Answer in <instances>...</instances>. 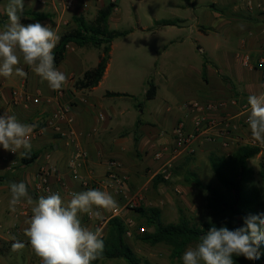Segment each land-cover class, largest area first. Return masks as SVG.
I'll list each match as a JSON object with an SVG mask.
<instances>
[{
	"label": "rangeland",
	"instance_id": "obj_1",
	"mask_svg": "<svg viewBox=\"0 0 264 264\" xmlns=\"http://www.w3.org/2000/svg\"><path fill=\"white\" fill-rule=\"evenodd\" d=\"M52 1L54 3V0ZM208 1L211 0H77V6L83 7L85 3V10H67L60 13L62 16L59 14V19L54 17L39 22L51 24L60 36L75 27L72 22L73 16H83L87 22H91L101 8V3L116 4V9L109 17L108 27L111 31L128 33L113 40L106 76L90 96L103 98V103L107 104L110 99L105 98L106 92L126 94L121 96L123 97L121 102L131 106L134 117H138L142 122L154 124L162 134H170L172 122L182 117L184 111L188 112V109L184 108L185 103L194 102L191 98L197 93L196 82L198 85L203 83L202 81L207 78L205 73H210L212 84L229 81L234 85L240 81H250L258 86L256 82L258 83L259 72L256 69L248 70L244 61L242 64L240 58L243 59L242 56L246 55L244 53L247 50L244 49V53L238 50L241 38L236 36L235 31H231L227 25H220L216 29L217 32L209 29L207 21L210 19L211 22L214 12L217 13L221 9L220 5L215 9L209 8ZM28 7L30 11L23 12L24 18L21 21L25 25L36 22L29 14L35 12L34 6ZM168 22L174 25H164ZM196 24H200L198 25L200 27L204 24L202 27L207 28L210 34L198 33L199 27ZM226 30H228L227 34ZM100 54V49L90 46L68 47L67 58L59 67L60 71L65 70L67 77L62 86L63 97L60 105L70 106L71 117H74V106L82 103L78 95L88 92V90L76 89L74 84L82 78L84 71L96 66ZM255 55L256 52L249 56L251 66ZM212 62L217 64L214 65ZM13 75L15 86L19 88L21 83L26 86V78L21 80V77L15 73ZM150 84L156 87V95L154 99L147 100L145 94ZM193 84L195 88L192 87ZM40 85L44 93L49 90L47 81L42 80ZM259 88L260 93H263L261 86ZM247 116L248 114L241 116L240 129L251 133L248 124L244 122V117ZM196 142L195 151L191 155H176L172 151L173 136L171 142L165 146L153 145L151 157L153 156L156 164L152 167L142 165L141 155L134 146L129 154V160H132L128 165L129 175L119 170L120 175L125 178L124 194L127 195V199H122L119 195L103 188L100 189L112 194L118 202L119 215L113 217L123 221L126 227L125 239L141 260L140 264L180 263L177 259H171L170 249L166 245H152L141 241L142 233H151L153 229L146 227L145 219L136 209H158L164 225L176 224L181 219L195 224L209 220L208 191L198 186L194 180L198 179L204 186L220 189L221 184L211 169L210 156L212 153L228 155L235 149H223V142L221 146L215 139L208 140L209 145L205 146L203 152H199ZM243 145L247 144L243 143ZM158 152L162 153L160 158L155 156ZM260 164H264L262 152L249 161L257 181ZM28 193L31 195V190H28ZM34 193L36 194L35 191ZM108 212L113 215L112 210ZM108 212L106 211V214ZM142 227H145L144 232ZM6 229L7 224L0 213V236ZM92 231H98L103 237L106 225L102 229L100 225L94 226ZM11 246L12 242L10 246L7 242L0 245V264H25L23 260H28V256H31V264H40L35 253L30 255L24 248L14 252ZM189 246L195 247L196 244ZM99 264L126 263L122 259H110L103 260Z\"/></svg>",
	"mask_w": 264,
	"mask_h": 264
},
{
	"label": "crops",
	"instance_id": "obj_2",
	"mask_svg": "<svg viewBox=\"0 0 264 264\" xmlns=\"http://www.w3.org/2000/svg\"><path fill=\"white\" fill-rule=\"evenodd\" d=\"M44 1L46 2L41 3L36 0H24V12L27 13V11H30L28 6L33 5V11L40 13L48 12L52 15V18L56 17V19H59L62 14L54 6L53 1ZM211 1H208L209 4H207L209 8L213 7L215 9V7L220 5L221 10H218L217 13L214 12L211 22L210 19L207 21L209 29L217 32L216 29L220 25H227L231 31H235L236 36L241 38L238 50H241L243 53L244 49L247 50L244 53L246 55L242 56L243 59L240 58L242 64L244 59L247 58L246 67L250 71H255L254 65L258 56L259 44L264 41V0ZM7 3L8 0H0V29L7 23L8 17H6L5 10ZM103 6L105 5L101 3L100 7ZM164 25L173 26L174 24L168 22L164 23ZM198 25L200 24H196V26ZM202 25L204 24H201V27L198 26L197 32L201 35L210 34L209 30L203 28ZM225 32L227 34L228 30ZM71 45L73 44L69 46ZM254 52H256V55L254 63L251 66L249 65V56L254 54ZM66 58L67 56H65L64 61ZM212 64L215 65L217 63L212 62ZM17 67L22 68L27 73V76L24 77V79L26 78L27 84L25 86L21 83V86L18 88L15 86L13 80L14 75L8 78L0 76V115L7 112L9 115L16 116L21 123L36 125L37 128L45 129L46 131L41 132L42 134L39 137L30 139L32 149L26 154L37 153L38 156L29 165L22 164V156L19 153L5 151L2 145H0V178L2 183L0 185V213L7 224V229L0 236V245L7 242L10 246L11 242L12 244L14 242L12 237H16L17 240L25 244L24 250L31 255L35 252L32 250L29 238L25 235L24 230L28 227L27 220L31 216V208L34 204H28L25 198L13 211L9 206V200L11 198L10 182L26 183L28 190L32 192L29 195L35 201L40 196H43L34 193V186L37 182L36 175L40 169H47L50 172L48 181L50 182L53 193H59L62 200L67 203L70 200L67 195L68 191H82L79 182L72 178L67 168V163L77 148L81 147L88 155L87 162L79 169L80 175L85 179L97 180L103 178L109 168L108 164L111 160L117 161L120 165L119 170L129 175L128 165L132 161L129 160V154L134 146H136L137 152L141 155L143 164H140L148 167L154 166L156 162L153 160V156L151 157V147L153 145L165 146L170 143L173 128L176 123L182 119L190 126L193 115L190 111L187 110L188 112H186L183 110L184 115L182 114V117L176 118L172 122L170 134H162L154 124L142 122L138 117H134L131 112V106L121 102L123 97L106 96L105 98L110 99V101H107V104L103 103V98L91 97L90 93L95 87L86 94L78 95L81 97L82 103H77L73 109L74 135L66 134L62 136L56 134L54 126L50 124V122L52 124L55 123L51 116L58 104L62 103V99L58 102L54 100L52 98L53 90L50 87L46 93L42 91L40 85L42 78L33 71L32 66L26 65L23 62L22 57ZM59 67L57 68L58 70H60ZM107 71L108 65L103 78L106 76ZM61 72L64 73L65 70ZM205 75H207V78L202 81V85H198L196 82L195 88L193 84L192 87L195 88L197 93H194L191 100L198 101L199 103H206L207 101L220 103L221 107L219 112L228 118L230 127L228 133L223 132L224 129L221 127L217 128L214 131L217 136L216 141L221 146L223 144L225 148H222L227 150L236 149L241 144L243 145V143L249 144L253 138L250 132L246 130L245 132L240 129L242 126L240 124L242 121L240 112L244 106H248L247 98L249 95L260 94V73L258 74V83L256 82L258 86H255L250 81H240L234 85L230 84L229 81L223 82V84H212L210 73L207 72ZM14 90L19 93L24 91L29 93V95L38 94L43 101L46 99L49 102H42L36 106L31 103L24 104L22 99H18L17 103H15L12 99V91ZM249 111L246 115L249 114ZM99 115L103 116L102 120L99 118ZM59 126L62 131L67 132L68 128L65 124L60 123ZM220 136H223V139ZM205 139V137H200L196 142V148L199 152H203V149L206 148L205 146L209 145L207 143L208 139ZM221 142L223 143L221 144ZM261 147L263 149L261 152L264 153V146L261 145ZM19 151L23 152L24 150L21 149ZM100 211L102 213V219L96 217L90 219L86 216V213H80L79 216L82 226L87 227L90 231H92L94 226L96 227L98 225H100V229L104 228L113 215H110L108 210L100 209ZM106 211L108 212L107 214ZM30 257L28 256V260H23V262L25 264H31ZM36 257L38 262L42 264L40 257L37 255Z\"/></svg>",
	"mask_w": 264,
	"mask_h": 264
},
{
	"label": "clouds",
	"instance_id": "obj_3",
	"mask_svg": "<svg viewBox=\"0 0 264 264\" xmlns=\"http://www.w3.org/2000/svg\"><path fill=\"white\" fill-rule=\"evenodd\" d=\"M24 0H8V22L0 29V76L26 77L27 73L17 65L21 57L26 65L53 90L62 88L67 80L65 73L55 67L53 50L60 37L51 24L39 21L23 24ZM242 27V26H241ZM250 107L247 124L253 140L264 146V93L247 98ZM35 125L18 121L16 116L5 112L0 115V145L5 151L24 156L32 149L30 137ZM41 129V132H45ZM23 149V152L19 150ZM9 206L14 211L26 198L31 208L24 233L42 264H92L104 248L98 231L82 226L79 214L102 219L99 209L114 210L118 202L112 194L100 189H88L71 193L65 203L59 193L40 196L33 201L24 182H10ZM12 251L25 247L12 237ZM264 244V213L248 215L244 226L230 230L226 226H212L199 237L195 247L189 246L181 259L183 264H234L233 256L246 260L260 259V246Z\"/></svg>",
	"mask_w": 264,
	"mask_h": 264
},
{
	"label": "trees",
	"instance_id": "obj_4",
	"mask_svg": "<svg viewBox=\"0 0 264 264\" xmlns=\"http://www.w3.org/2000/svg\"><path fill=\"white\" fill-rule=\"evenodd\" d=\"M116 8V4L108 3L98 9L93 21L87 22L83 16H73L75 27L60 34V39L53 50L55 67L58 68L65 59L70 44L77 47H94L101 50L98 62L92 69L84 71L82 78L74 84L78 90H92L97 87L106 71L111 44L114 39L125 36L128 32L111 31L108 27L109 17ZM35 21L52 18L49 13L31 12ZM156 87L150 84L146 91V99L155 98ZM126 94L119 92H106L107 97H121ZM261 149L252 145L238 146L228 155L210 156L211 169L221 184L220 189L204 186L198 179L194 181L198 186L208 191L207 209L209 220L200 224L191 223L181 219L176 224L164 225L160 219L158 209H136L145 219V225L152 228L151 233H142L141 241L152 245L164 244L170 249L171 259H177L183 264L181 256L190 244H197L199 237L205 234L212 226L217 228L226 226L230 230L244 226V218L248 215L264 213V164H260L259 180L249 161L257 156ZM38 154H25L22 156L23 165L33 163ZM1 179V178H0ZM143 232L145 227H142ZM126 227L118 217H112L106 224L103 237L104 248L92 264H99L103 260L122 259L126 264H140L141 260L125 239ZM259 260L250 261L244 257L233 256L234 264H264V244L260 246Z\"/></svg>",
	"mask_w": 264,
	"mask_h": 264
},
{
	"label": "built area",
	"instance_id": "obj_5",
	"mask_svg": "<svg viewBox=\"0 0 264 264\" xmlns=\"http://www.w3.org/2000/svg\"><path fill=\"white\" fill-rule=\"evenodd\" d=\"M37 2L44 3V0H36ZM56 2V3H55ZM77 0H54V6H56L60 12L64 13L67 10L71 11H82L85 10L86 5L83 4V7L77 6ZM247 64V58L244 59V65ZM255 69L260 73V86L264 93V41L261 43L260 50L254 65ZM21 80H24V77H21ZM24 84V83H23ZM63 97V88L59 90H53L52 98L57 102L60 101ZM12 99L13 102L17 103L18 99H22L24 104H33L40 105L42 102L48 103L49 101L45 99L43 101L40 95H29L24 91L18 92L16 90L12 91ZM220 103L218 102H206L199 103L198 101H194L192 103H185L184 108L188 109L190 113L193 115L190 126H188L184 121H178L173 128V143H172V151L176 153V155L185 154L191 155L194 153V144L200 137H205L208 140H215L217 136L214 131L221 127L224 129L223 132L228 133L229 130V120L225 115H222L220 111ZM250 110L249 105L244 106L240 112V115L244 116ZM101 120L103 116L99 117ZM52 119L55 121L54 124L50 122L52 126H54V130L56 134L65 136L66 134L74 135L73 131V118L70 115V106H65L64 104H58L56 110L52 115ZM244 122L247 123V117H244ZM63 123L67 126V132L61 130L59 124ZM222 131V130H221ZM41 129L37 128L36 125L34 127L33 133L30 139L34 137H39L41 135ZM223 139V136H220ZM248 145V144H247ZM249 145L259 147L262 149L261 144L257 141H251ZM156 158H160L162 153H156ZM88 155L81 148H77L73 156L69 159L67 163V168L72 178L77 180L80 184L82 191H86L88 189H105L107 191H111L112 193L119 195L122 199H127V195L124 194V190L126 187L125 178L119 173V165L116 161L112 160L108 164V170L105 175L101 179L97 180H87L80 175L79 169L85 165L87 162ZM49 170L40 169L36 175L37 182L34 186V191L37 195L48 196L53 193L51 189L50 182L48 181ZM63 187V185H61ZM73 192H81V191H68L67 195L71 199V193ZM100 210V209H99ZM113 216L119 215V209L116 208L112 210ZM88 218L90 217L86 214Z\"/></svg>",
	"mask_w": 264,
	"mask_h": 264
}]
</instances>
